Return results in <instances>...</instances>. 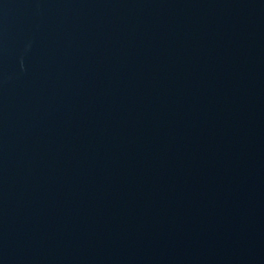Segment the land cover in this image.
Segmentation results:
<instances>
[{
    "label": "water",
    "instance_id": "1",
    "mask_svg": "<svg viewBox=\"0 0 264 264\" xmlns=\"http://www.w3.org/2000/svg\"><path fill=\"white\" fill-rule=\"evenodd\" d=\"M0 264H264V0H0Z\"/></svg>",
    "mask_w": 264,
    "mask_h": 264
}]
</instances>
